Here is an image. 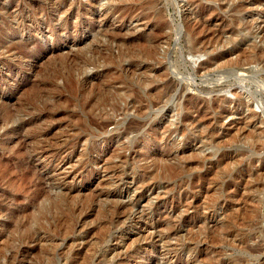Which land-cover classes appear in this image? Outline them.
Instances as JSON below:
<instances>
[{
    "label": "rangeland",
    "instance_id": "1",
    "mask_svg": "<svg viewBox=\"0 0 264 264\" xmlns=\"http://www.w3.org/2000/svg\"><path fill=\"white\" fill-rule=\"evenodd\" d=\"M0 264H264V0H0Z\"/></svg>",
    "mask_w": 264,
    "mask_h": 264
},
{
    "label": "bare ground",
    "instance_id": "2",
    "mask_svg": "<svg viewBox=\"0 0 264 264\" xmlns=\"http://www.w3.org/2000/svg\"><path fill=\"white\" fill-rule=\"evenodd\" d=\"M171 88V87H170ZM238 102V101H237ZM239 103H243V101H239Z\"/></svg>",
    "mask_w": 264,
    "mask_h": 264
}]
</instances>
